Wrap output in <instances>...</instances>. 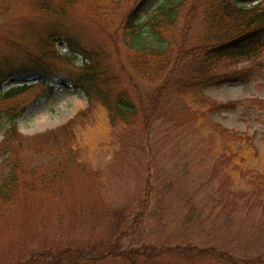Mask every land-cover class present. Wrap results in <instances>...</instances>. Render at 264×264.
Wrapping results in <instances>:
<instances>
[{
  "label": "rangeland",
  "instance_id": "obj_1",
  "mask_svg": "<svg viewBox=\"0 0 264 264\" xmlns=\"http://www.w3.org/2000/svg\"><path fill=\"white\" fill-rule=\"evenodd\" d=\"M59 1L0 0V96L32 85L0 100L1 112L22 113L21 148L14 157L0 146V178L12 160L23 170L18 195L0 203V264H264V51L217 69L252 68L250 81L190 94L178 78L192 75L188 51L208 28L202 2L189 1L165 59L163 78L172 81L157 103L161 74L138 65L119 18L102 23L80 5L60 17L62 40L47 44L51 22L40 5ZM137 1H124L121 18ZM161 1L152 0L147 16ZM80 52L94 53L99 79L111 77L114 93L130 95L135 124L113 123L101 101L75 87L87 63ZM45 53L56 58L45 63L44 83L32 72ZM227 102L238 104L210 110ZM7 126L0 120V145Z\"/></svg>",
  "mask_w": 264,
  "mask_h": 264
},
{
  "label": "trees",
  "instance_id": "obj_2",
  "mask_svg": "<svg viewBox=\"0 0 264 264\" xmlns=\"http://www.w3.org/2000/svg\"><path fill=\"white\" fill-rule=\"evenodd\" d=\"M124 1L126 0H60L54 9L48 2L40 5L43 17L51 22L47 44L53 48L57 42L62 40L60 17H64L69 11L80 5L90 8L102 23L119 18L122 41L127 49L136 56L138 65L144 68L143 71L154 74L158 70L162 75L158 78V90L155 92V101L158 103L157 98L160 99L166 93V87L172 81L171 75L168 74L166 79L163 78V75L167 72L165 59L168 58L172 47V31L176 26L180 11L189 1H194V6L201 1V6L204 7V24L208 28L207 37L200 47L188 51L187 56L190 59L188 65L192 69V75L185 78L179 77V84L182 88H186L190 94L198 95V90L203 88L250 81L253 75L252 68L247 67L223 73L217 72V69L224 63L248 60L264 51V0L252 6L240 4L241 0H162L156 7L157 12L150 17L147 15H149V5L152 0H138L128 14L121 18L119 8ZM80 53L85 56L87 63L82 65L83 73L81 77H77L79 82L75 83V87L82 88L89 99L91 97V99L101 101V105L106 109L113 123L135 124L134 118L138 111L136 103L130 95L126 92L114 93L111 77L104 81L99 79V75L103 74L104 70L93 64L95 58L93 52ZM41 58L44 61L37 65L32 74L38 75L39 79L45 83L49 77V69L45 63L49 58H56V56L54 53H45ZM21 70L23 74H31L28 69ZM5 80L6 78L3 79L0 75V90H2ZM90 86L93 88L89 89ZM31 87V84L11 87L3 92L0 100H10ZM237 104L236 102L214 103V108L210 110H232L236 108ZM21 114L16 108L0 111V120L5 119L8 125L0 146H2V150H5V153L9 152V155L14 157L19 152L15 154L13 148L17 150L21 148L17 136V123ZM65 128L73 130L74 127L70 123ZM16 142L18 145L14 146ZM57 142L59 141L57 140ZM250 143L251 141H248L244 149H238L240 156L245 155ZM18 160H12L5 166V169L9 168V171L0 178V203H10L18 195L23 174L22 165ZM236 162L240 163V159ZM239 170L242 171L241 167ZM246 175V179L249 178L251 182H262V179L254 177L251 173H246ZM150 192L151 189L147 187L148 197ZM213 252L215 253V251ZM59 254H63V252Z\"/></svg>",
  "mask_w": 264,
  "mask_h": 264
}]
</instances>
